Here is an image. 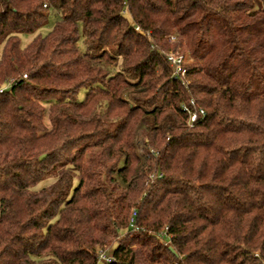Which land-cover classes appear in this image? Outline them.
<instances>
[{
    "label": "trees",
    "instance_id": "1",
    "mask_svg": "<svg viewBox=\"0 0 264 264\" xmlns=\"http://www.w3.org/2000/svg\"><path fill=\"white\" fill-rule=\"evenodd\" d=\"M0 45V264H264V0H0Z\"/></svg>",
    "mask_w": 264,
    "mask_h": 264
},
{
    "label": "rangeland",
    "instance_id": "2",
    "mask_svg": "<svg viewBox=\"0 0 264 264\" xmlns=\"http://www.w3.org/2000/svg\"><path fill=\"white\" fill-rule=\"evenodd\" d=\"M59 19H60V17H59V15H58V13L54 10V9H52L51 11H50V17H49V20H48V23L47 24H45L43 27H41L39 30H37L36 32H34V33H31V34H22L21 36H20V40H21V46L23 47V48H25V47H27L32 41H33V39L36 37V36H39V35H41V36H46L47 34H49L53 29H54V27H55V25L57 24V22L59 21ZM137 31L139 32V33H142L143 35H145L146 33L142 30V29H140V28H137ZM176 39H177V34H172V35H169V37H168V43H169V45L172 47L174 44H175V42H176ZM85 45H84V43H83V40H81L80 41V48L82 49V50H85V47H84ZM2 49H3V47L0 45V56H1V53H2ZM166 54H179V55H181V56H183L184 57V59H185V64L186 63H188L189 62V60H188V56L187 55H184V54H182L181 52H179V51H174V50H172V49H170V50H168L167 52H165ZM187 83H188V81H187ZM5 87H9V85H5ZM4 87V88H5ZM85 96H86V89H82L81 91H80V93L77 95V99L78 100H83V99H85ZM45 122H46V125H47V127L48 128H51V124H50V122H49V120H48V118H46V120H45ZM138 148H139V151H138V153L141 155V154H143V152H144V145H143V143H142V137L141 136H139V139H138ZM152 151V150H151ZM145 153V152H144ZM51 182V179L50 180H46V181H43L42 183H40V184H38L37 186H36V188H41V187H43V186H45V185H48L49 183ZM128 230H129V228H126V229H124V230H121L120 231V236H124L127 232H128ZM104 248L102 247V246H97V252H103L104 253V250H106V251H108L107 253H106V251H105V254H103V255H105V257H111V249H104ZM101 252H100V254H101Z\"/></svg>",
    "mask_w": 264,
    "mask_h": 264
},
{
    "label": "built area",
    "instance_id": "3",
    "mask_svg": "<svg viewBox=\"0 0 264 264\" xmlns=\"http://www.w3.org/2000/svg\"><path fill=\"white\" fill-rule=\"evenodd\" d=\"M48 6V2L44 4V7ZM167 61L169 62L171 68H172V75L175 79H180L186 87L188 86L186 78V69L184 68L185 65V59L183 56L179 54H166ZM26 78V75L24 76ZM182 108L184 112L188 115L187 124L190 127H193V125L200 119L203 118L206 114L205 110L201 107H199L194 99H190L188 103H183ZM101 252V251H100ZM97 252L99 254V258L103 261H110L111 257H105L103 255L104 253Z\"/></svg>",
    "mask_w": 264,
    "mask_h": 264
},
{
    "label": "water",
    "instance_id": "4",
    "mask_svg": "<svg viewBox=\"0 0 264 264\" xmlns=\"http://www.w3.org/2000/svg\"><path fill=\"white\" fill-rule=\"evenodd\" d=\"M44 158H45V155L41 156V157H40V160H42V159H44Z\"/></svg>",
    "mask_w": 264,
    "mask_h": 264
}]
</instances>
